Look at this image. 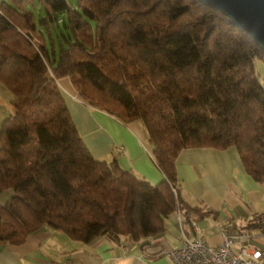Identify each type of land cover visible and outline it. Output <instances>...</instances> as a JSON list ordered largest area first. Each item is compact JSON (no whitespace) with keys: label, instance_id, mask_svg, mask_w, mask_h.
I'll use <instances>...</instances> for the list:
<instances>
[{"label":"trees","instance_id":"trees-1","mask_svg":"<svg viewBox=\"0 0 264 264\" xmlns=\"http://www.w3.org/2000/svg\"><path fill=\"white\" fill-rule=\"evenodd\" d=\"M26 1L0 3V82L14 94L0 131V194L11 191L0 245L46 228L82 242L161 232L189 210L177 190L186 147L235 146L264 182V50L225 13L200 0H41L37 16ZM62 78L87 104L143 123L161 182L93 155Z\"/></svg>","mask_w":264,"mask_h":264},{"label":"crops","instance_id":"crops-1","mask_svg":"<svg viewBox=\"0 0 264 264\" xmlns=\"http://www.w3.org/2000/svg\"><path fill=\"white\" fill-rule=\"evenodd\" d=\"M59 83L73 121L95 157L108 163L117 160L124 169L154 184L165 178L153 157L143 123H124L87 104L68 78ZM13 98L12 90L0 82V131L4 120L14 113ZM120 146L124 147L121 152ZM176 163L178 193L189 210L171 212L161 232L141 241L103 234L82 242L61 230L46 228L31 233L22 243L0 245V264H49L52 260L63 264H174L168 252L182 245L184 234L219 245L225 230L247 233L249 238L241 239L236 246L247 247L264 261V224L252 226L264 212V182L256 181L246 171L238 149L186 147ZM9 196L11 191L3 192L0 201Z\"/></svg>","mask_w":264,"mask_h":264},{"label":"built area","instance_id":"built-area-1","mask_svg":"<svg viewBox=\"0 0 264 264\" xmlns=\"http://www.w3.org/2000/svg\"><path fill=\"white\" fill-rule=\"evenodd\" d=\"M118 150L121 152L124 147L120 146ZM178 217L181 221V215ZM193 226L199 228L195 222ZM222 236V242L214 245L204 237H190L184 234L182 245L170 249L168 254L174 264H264L256 252L248 251L245 246H236L241 239L249 238L247 233L225 230ZM49 264L63 263L52 260Z\"/></svg>","mask_w":264,"mask_h":264},{"label":"water","instance_id":"water-1","mask_svg":"<svg viewBox=\"0 0 264 264\" xmlns=\"http://www.w3.org/2000/svg\"><path fill=\"white\" fill-rule=\"evenodd\" d=\"M225 13L264 50V0H200Z\"/></svg>","mask_w":264,"mask_h":264},{"label":"rangeland","instance_id":"rangeland-1","mask_svg":"<svg viewBox=\"0 0 264 264\" xmlns=\"http://www.w3.org/2000/svg\"><path fill=\"white\" fill-rule=\"evenodd\" d=\"M69 1L73 7L77 6L76 0H69ZM24 3H25L26 8L31 9L32 11H34V13L37 16H39V10H40L41 5H42L41 0H30V1H26ZM91 23H92L93 28L95 29L96 22L94 20H91ZM256 70H257V73L259 74V76H260V78L264 84V59H262V58L256 59ZM236 226H240V225L236 224Z\"/></svg>","mask_w":264,"mask_h":264}]
</instances>
